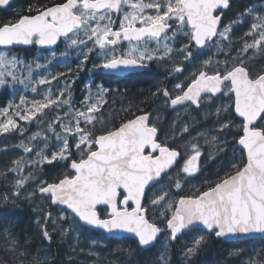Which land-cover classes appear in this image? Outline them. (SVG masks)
I'll return each mask as SVG.
<instances>
[{"label": "snow or ice", "instance_id": "1", "mask_svg": "<svg viewBox=\"0 0 264 264\" xmlns=\"http://www.w3.org/2000/svg\"><path fill=\"white\" fill-rule=\"evenodd\" d=\"M10 4L11 0H0V7ZM234 6L235 0H52L29 5L24 10L27 14L0 22V89L23 86L36 93L38 86H49L42 99L28 101L20 95L18 103L0 109V134L22 135L26 129L20 127V121L46 124L45 132L50 133L36 132L27 138L29 143L20 142L18 147L36 159L22 156L0 169V214L13 215L22 205H32L34 198L46 199L58 207V215L44 211L35 223L40 240L49 244L54 235L63 237L70 232L77 238L88 230L106 236L132 234L135 247L117 249L118 264H173L169 245L201 230L199 226L205 234L183 245L180 264H194L207 246L208 236H264V2L249 0L237 9L234 20L222 25L225 10ZM246 22L248 30L235 55L225 53L228 59L223 62L211 57L203 60L172 92L157 88L153 93L162 94L173 110L191 108L199 113L202 106L211 104L214 111L201 119L214 117L213 126L197 131L192 139L203 138L218 156L202 153L196 143L191 144V154L185 150L182 155L169 145L176 139L174 127L165 131L159 116L153 118L143 110L110 128L102 109L113 89L98 85L93 93L87 85L83 110L74 108L69 85L53 94L52 81L63 74L47 73L50 61L41 64L46 58L39 56L28 62L15 51V46L46 48L63 41L83 57L77 65L81 70L95 51L101 63L94 68L121 73L168 62L173 55L191 61L193 47L220 50V42H230L233 27ZM180 36L188 43L175 49ZM123 42L128 43L126 51H121ZM152 44L156 47H150ZM172 71L182 75L184 70L177 65ZM225 99L227 103L216 106L215 101ZM51 113L55 115L49 120ZM190 119L196 128L199 121ZM188 132L184 125L181 133ZM37 137L43 140L42 146H30ZM50 138L57 142L54 146ZM229 153L231 159L222 174L205 181L206 190L179 195L182 185L172 170L194 176L201 171L202 155L217 159ZM178 160H183L182 166ZM45 164H63L67 171L48 182L36 175ZM101 205L106 206L103 214L98 210ZM162 239L163 247L157 250ZM99 245L100 241H91V246ZM153 250L154 259H143ZM34 251L33 237L17 232L13 225L0 227V264H47V256ZM244 254V249L229 253L232 257ZM88 255L93 257L90 264H117L95 252ZM241 264H264V249H253Z\"/></svg>", "mask_w": 264, "mask_h": 264}, {"label": "rangeland", "instance_id": "2", "mask_svg": "<svg viewBox=\"0 0 264 264\" xmlns=\"http://www.w3.org/2000/svg\"><path fill=\"white\" fill-rule=\"evenodd\" d=\"M252 2L253 3H262V2H264V0H253ZM234 19H235V17L233 19H230V21L234 20ZM238 26L239 25H236L233 27L232 33L230 35V42L229 41L220 42V45L223 49L222 57L216 58L214 56V54H211L213 49H216V46H214L215 48L213 47L212 50L208 51V53H209L208 59L211 57L214 60H218V61L223 62L224 60L228 59V56L225 55V53H230L231 55H235V50L240 47V40L238 41V39H235L236 37L234 36V34L238 32V31H236ZM247 30H248V26H247V22H246L245 27L243 28L242 35ZM234 41L236 43H233ZM214 52H216V50H214ZM61 54H62V56H61L62 60H61L59 65L61 67L62 66L63 67L61 68V70H60V68H58V72H56V70H57L56 67L49 60L50 59L49 56L40 54L39 56H43L46 58V60H41L40 63L45 64L46 61H50V63L47 64V73H50L52 75L63 74V75H58V80L52 81V84L50 87L52 89L53 94L56 93V91L59 87L69 85L70 91H71V100L73 102L74 108H80L81 110H83L81 108V102L85 99V96L88 95V89L86 88V94L83 97V99H81L80 101L76 99L77 94L75 92L76 90L74 89V85L76 83V78L72 79L73 76L70 73V68H68V66L66 65V64H68V59L70 58L71 51L70 50L62 51ZM90 55H89V58L86 62H88L91 59ZM19 56H21V55H19ZM23 58H25V57H23ZM79 58L83 60V57L80 54H79ZM25 59H26V61L30 62L34 58L31 60L27 59V58H25ZM47 73H41V74H47ZM34 78H38V77H34ZM48 87H49L48 85L38 86L36 93H32L30 89L25 91L23 89V86H18L15 90L9 88L11 90V92H13V93L11 96V100H9L7 105L9 103H12V104L18 103L20 95L26 96L28 101H32L34 99H36V100L42 99L43 95L46 93ZM91 91L94 93L96 91V88L91 87ZM53 98H55V95H53ZM227 102L228 101L225 100L222 103H227ZM7 105L0 107V109L6 107ZM210 105L211 104H209L208 107ZM12 111H15V108H13ZM45 111L47 112L48 110L46 109ZM63 111L64 110L62 109L61 115L63 114ZM186 112H188V111L183 110V111L177 112L176 114L172 115V121L170 122L169 126L165 129V131H169L170 129H172L174 127L175 133H176V139L174 141H169V144L180 148L182 150L183 154H184L185 150H187L188 153L191 154V144L196 143L201 148L202 153H212L213 156H218V153H216L215 150L210 145L205 147V143H204L203 138L192 139V137L196 136L197 131L203 132L206 128H211L213 125L210 121H211V118L214 119V117H210V119L207 121L203 120V123H202L203 125L202 124L200 125V120H202L201 117L196 118L197 116H199V114H197V116H194V114H190V113H186ZM178 113H179V115H178ZM54 115H55V113H51L49 115L48 119L51 120L54 117ZM190 116L195 117L199 121V124L196 128H193V127L191 128V126L188 124L187 118H190ZM161 117L166 118V113H165V115L162 114ZM0 119H3V118L0 117ZM173 122H175L174 125H173ZM236 122L238 123V121H236ZM19 124H20V127H23L26 129V131L22 135L19 132H10V133H6V134H0V157L2 156V154H5L6 156L8 154V156H7V159L9 162L8 166L11 165V161L18 159L22 156L25 157L26 159H36V157L33 154H25L23 152V150L18 147L22 140L25 143H29L27 138L36 132H41L42 134H47L50 136V133L45 132L46 124L45 125H38L35 121L32 122L31 124L26 123L24 121H20ZM204 124H206V125H204ZM184 125L188 126V128H189L188 133H181V128ZM57 131H59V128H57ZM49 143L51 146H54L57 142L55 141L54 138H50ZM42 144H43V140L40 137H37L36 140L31 141L30 146H36V145L42 146ZM7 150H10V151H7ZM53 150H56V149L53 147ZM76 158H78V157H76ZM218 159H220V162L217 161V159H208L205 155H202L200 158V162H199L201 171L199 173L195 174L194 176H187L186 174H182L179 172V169L173 170V172H171L172 176L179 179V181L182 185L181 190H178L179 195H181V193L187 192L188 190L192 191V192H197L198 190H200L202 188L201 186L206 185L205 181H209V182L214 181L215 178H212L211 180H209V175L212 172L208 171V168L206 169V167L209 166V170H212L214 173H216L218 169H220L221 167H225V165L227 164V161L229 159H231V153H229L227 157L218 158ZM45 165H43L36 172V175L38 177L43 175V178L48 181L49 177L46 175ZM180 165L181 166L183 165V160L181 161ZM58 168H60L58 170H64L63 164L58 165ZM0 169H5L1 163V160H0ZM0 187H2V185H0ZM31 206L34 208L37 218L44 211H51L53 213L54 217L58 215V207H56L54 209L53 207H51L49 201H47L46 199L34 198V201H33ZM65 227H67V225H65ZM161 227H163L162 224H161ZM83 233L79 236V238H77V236L74 232H70L68 235L63 236V237H61L59 235H54L53 241L57 240L59 242L69 243L71 246L70 249H71L72 257L83 260L86 263H90V261L93 259V257L88 255L89 252L98 253L100 257L103 255V253L96 250L95 246H91V242L86 243L85 241H82L81 237H82ZM201 234H204V233H202V232L189 233V234L185 235L178 243H174V244L169 245L170 255H171V259L173 261V264H180V260H181L180 250L183 247V245L185 243H190L191 240L195 236H198ZM97 241H100V244L103 246L107 245V242L103 239H101V240L99 239ZM163 244H164V241L162 239L161 243L159 245H157L158 249L162 248ZM107 247H108V245H107ZM73 249H76V251H73ZM79 249H83L84 251L81 252V251H79Z\"/></svg>", "mask_w": 264, "mask_h": 264}, {"label": "trees", "instance_id": "3", "mask_svg": "<svg viewBox=\"0 0 264 264\" xmlns=\"http://www.w3.org/2000/svg\"><path fill=\"white\" fill-rule=\"evenodd\" d=\"M252 1L253 0H251V2ZM248 2L249 0L240 1L238 8H240L243 4ZM244 27L245 24L239 25L237 27L236 31L238 32L235 33L234 36L236 37L235 39H238V41L240 40L241 37H243L242 33ZM233 43L236 42L234 41ZM16 53L24 55V52L22 51H17ZM81 62L82 59H79L78 65H80ZM86 64L87 62L83 63L82 70L80 68H77L78 69V72L76 74L77 77L71 74L73 76L72 79L76 78L74 89L76 90L75 92L77 94L76 99L79 101L83 99V97L86 94L87 84L90 85L89 73ZM12 93L13 92H11L10 89H0V107L7 105L9 100H11ZM134 98L135 97H133V99L130 100V103L127 104L128 107L126 110L124 109L122 110L123 103H121V101L123 100H121L120 97L112 98L110 100L111 105L105 106L102 109V112L104 113L105 121L110 122L109 123L110 128H115L118 125H120L122 122H124L126 119L132 117L133 111H139V110L147 111L148 109H150L151 107L150 104L153 101L152 96L147 95L140 99H134ZM136 100L139 104L138 106L140 107L138 109L135 105ZM7 156L5 154H2V156L0 157L1 163L4 168L9 164ZM45 167H46L45 168L46 175L49 177L48 182H52V180L55 179L56 177H59L62 172L67 171V169L65 168L64 170H58L60 169L58 168V165L53 167L51 165L46 164ZM223 168L224 167H221L220 169L217 170L216 173H214L212 170H209V166H208V171H211L213 173V174L210 173L209 180H211L212 178L216 179L217 173L222 174L221 170ZM206 188L207 185L202 186L201 191ZM196 193L197 192H192L188 190L185 193H181V195H195ZM105 209L106 208H100L102 214L105 212ZM36 220L37 217L34 208L31 205L25 204L22 205L20 209L15 210V213L13 215L0 214V227H7L8 225H13L15 226L17 232H22L26 235L33 237V248L35 250L34 254L38 252L42 257L47 256L48 258L47 264H90V263H86L83 260L72 257L71 249H70L71 246L69 243H63L57 240H54L51 244L47 242H42L39 238L38 225L35 223ZM196 232L204 233L202 229ZM81 239L86 243H89L92 240H99V239L105 240L107 242L108 247L107 245L103 246L100 244L99 246H95V249L103 253V255L101 256L102 259L115 261L117 262V264L120 260V256L119 253L117 252V249L135 247V240L132 237L125 236L123 238H111L106 236L104 233L100 232L99 230L85 231ZM233 249H244L245 254L241 257H232L229 255V253ZM253 249L257 251L260 249H264V237L247 239L245 241L244 240L224 241L214 236H208V244L194 258V264H228V263L241 264V261L248 259V253L252 252ZM155 251L156 250L145 253L143 259H154ZM70 257L71 260H69Z\"/></svg>", "mask_w": 264, "mask_h": 264}, {"label": "flooded vegetation", "instance_id": "4", "mask_svg": "<svg viewBox=\"0 0 264 264\" xmlns=\"http://www.w3.org/2000/svg\"><path fill=\"white\" fill-rule=\"evenodd\" d=\"M240 1H244V0H235V6L230 10H225V14L221 21L222 25L227 24L230 21V19L236 17V12ZM51 2L52 0H12L9 7L6 8L0 7V22L15 20L18 17V15L27 14V12L24 10L27 9L29 5L37 6L40 3H51ZM145 2H147V0H145ZM118 25H119V19L117 18L116 27H118ZM187 43L188 40L185 37L180 36L176 40L174 44V48L179 49L182 45ZM89 46H91V42H89ZM150 47L155 48L156 45L152 44L150 45ZM213 47L214 46L202 50H198L193 47L192 48L193 58L191 61H185L182 55H173L170 61L168 62H153L146 69H135L121 73H109V72H105L102 69L94 68L93 65H97L101 63V61L97 58L96 52L94 51L90 55L91 59L88 61L89 64L88 62L86 64L89 73V83L92 88H97L98 85H103V87L105 88L113 89L114 91H112L106 97L109 103L105 106L111 105L110 100L112 98L120 97V99L123 100L121 101V103H123L122 110L127 109L128 107L127 104L130 103V100H132L133 97H135L134 99H140L147 95L152 96L153 101L150 104L151 105L150 109H148L147 111L145 110L143 111L152 113L153 118L159 116L160 126L165 130L172 121V115L176 114L177 112L183 111L185 109L178 107L175 110H173L171 107L165 104L164 97L162 96V94L158 93L156 95H153V93L156 92L157 88H161V89L167 88L170 92H172L174 85L184 80V78L187 77L189 73L193 71L194 66L198 65L201 61L208 59V55H209L208 51L212 50ZM127 48H128V43L123 42L121 46V51H126ZM66 50L71 51L70 58L68 59V64L66 65L68 66V68H70V73L76 76L78 72L77 65L79 64V59H80L79 53L76 50L68 48L63 41H58L57 45L51 47L48 46L46 48L40 46L15 47L16 52L17 51L24 52V55L23 54H18V55H21L22 57H25L30 60L33 58L34 59L37 58L40 54L49 56L50 57L49 60L53 63V65L57 69L56 72H58V68H60L61 70V68L63 67L59 65L62 60L61 52ZM214 50H216V52H214ZM217 50L218 49L216 47V49H213L211 54H214L216 58H221L223 51L222 47L220 48V50L218 51ZM53 53L55 54L54 58L52 56ZM177 65L182 66L184 70L182 75L172 71V69ZM116 89H119V91H115ZM225 100L215 101L216 106H219V104L224 102ZM135 105L137 109L140 108L138 106L139 104L137 100L135 101ZM187 111L188 112L186 113L194 114V116H197V114H199V116L196 117L198 118V117H202V115L206 112L214 111V108H212L211 105L209 107L207 105V106H202V109L199 113L193 111V109L191 108L188 109ZM165 113H166V118H162L161 115L162 114L165 115ZM139 114H141L140 111H133L132 117L126 120L132 119L133 117ZM237 121L239 123V120ZM187 122L192 128V120L190 118H187ZM202 123L203 120H200V125ZM169 145L174 146L171 144ZM207 146L209 145L205 144V147ZM177 149L181 151V154L183 155L182 150L178 147ZM181 161L182 160L179 161V164L181 163ZM217 161L220 162V159L217 158ZM207 168L208 167H206V169ZM201 189L198 191H201ZM51 207L55 209L57 206L51 205Z\"/></svg>", "mask_w": 264, "mask_h": 264}, {"label": "water", "instance_id": "5", "mask_svg": "<svg viewBox=\"0 0 264 264\" xmlns=\"http://www.w3.org/2000/svg\"><path fill=\"white\" fill-rule=\"evenodd\" d=\"M12 1V0H11ZM54 46V45H53ZM15 47H27V46H15ZM51 47V46H50ZM134 118V117H133ZM132 118V119H133ZM119 127V126H118ZM178 150V149H177ZM179 151V150H178ZM179 161L180 160H178V163H179ZM54 206V205H53ZM100 207H106V206H103V205H101V206H99V208ZM99 210V209H98ZM201 229H202V226H199ZM125 235H129V236H131V237H133L132 236V234H128V233H122V234H118V235H116V236H110V237H114V238H121V237H123V236H125ZM257 237H264V236H262V235H260V234H255V235H252V236H245V235H240V236H236V237H232V238H228V239H223V238H218V239H222V240H224V241H240V240H246V239H252V238H257Z\"/></svg>", "mask_w": 264, "mask_h": 264}, {"label": "bare ground", "instance_id": "6", "mask_svg": "<svg viewBox=\"0 0 264 264\" xmlns=\"http://www.w3.org/2000/svg\"><path fill=\"white\" fill-rule=\"evenodd\" d=\"M259 238V237H258ZM245 241V240H244ZM221 248V247H220ZM207 252V251H206ZM44 253V252H43ZM208 255V254H207ZM229 264V263H228Z\"/></svg>", "mask_w": 264, "mask_h": 264}]
</instances>
